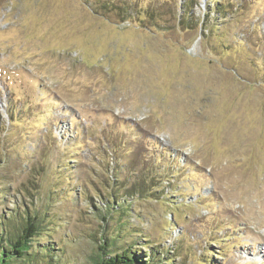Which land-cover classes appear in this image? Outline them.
Here are the masks:
<instances>
[{
    "label": "rangeland",
    "instance_id": "374dc122",
    "mask_svg": "<svg viewBox=\"0 0 264 264\" xmlns=\"http://www.w3.org/2000/svg\"><path fill=\"white\" fill-rule=\"evenodd\" d=\"M87 1L0 0V188L35 181L29 166L46 153L75 164L72 185L92 182L97 203L110 189L105 136L140 156L164 147L177 158L160 175L169 193L132 201L130 228L142 232L125 241L147 259V245L168 244L160 264H264V32L252 30L264 0H229L211 23L217 0H142L158 13L130 21ZM180 3L190 24L177 22ZM14 103L29 111L9 126ZM83 198L49 210L61 226L47 240L67 264L98 252L103 224Z\"/></svg>",
    "mask_w": 264,
    "mask_h": 264
},
{
    "label": "trees",
    "instance_id": "16d2710c",
    "mask_svg": "<svg viewBox=\"0 0 264 264\" xmlns=\"http://www.w3.org/2000/svg\"><path fill=\"white\" fill-rule=\"evenodd\" d=\"M87 2H90L91 9L96 13L103 14L114 10V14H117L121 21H130L141 16L146 18H149L148 16L155 17L158 13L154 5H144L142 0H89ZM229 4V0L213 1L214 17H208L207 22L211 23L218 16L224 17L223 15L230 14L231 7ZM181 8L184 10V14L181 15L178 12L176 16L178 24H190L189 9L185 11L188 8L187 3L181 4ZM262 16L263 19L259 18L252 30L256 24H259L264 32V15ZM20 105L15 103L11 105V111L8 112L9 126L16 122V117L21 116V111L23 113L29 111L28 108H25L26 103ZM129 128L134 132L135 128ZM79 130L82 133L80 127ZM104 138L106 151L110 152V158L112 159L111 164L105 163L104 165V171H106L104 183L110 189H107L106 193L98 191L96 195L97 203H94L87 191V186L91 188L92 182L80 183L79 190H77L76 184L72 185L75 172L73 165L75 166V164H69L68 166L64 164L65 167L59 165L58 160L54 159L55 161L50 162L46 153L41 154L39 160L29 166V172L34 175L35 181L28 179V182H33L35 186H28L27 182L25 186L13 191L12 194L9 193L7 187L0 188V201L2 204H6L5 202L11 204V207L0 209V264H67V260L62 261L65 248L56 245L55 241L47 240L49 236L56 234L57 226H61V224H57L55 218L57 213L49 210L58 201L64 200L68 203L77 201L80 195L84 196L83 199L89 203L92 214L97 215V218L103 224L101 226L102 234L98 237L93 235L98 251L93 259V264H160L162 262L161 254L164 255L168 250V244L163 243L161 248L147 245L150 250L149 259H147L143 257V251L139 253L135 250L134 246L139 245V243H134L136 242L134 239L128 243L125 241V237L128 235L134 238L138 235V232H142L130 228L129 217L132 212V201L149 197L155 200L165 199L169 192L161 185L160 175L163 168H169L171 164L175 165L177 158L169 154L162 158L166 152L164 147L159 149L158 159L153 157L154 153H150L148 157L140 156L132 150L129 141L119 138L118 142L115 143L114 140L106 136ZM128 140L134 142L133 139ZM129 151L133 154V164L126 162L123 155H119L121 152L126 154ZM76 155L78 154L74 152V156ZM4 162L1 161L0 166ZM159 164H162V168L158 166ZM182 166H186V164L184 163ZM175 174L178 176L180 172L177 171ZM75 179L77 180L78 177H75ZM168 185H171V183L169 182ZM26 197L33 198V201L26 203L24 201ZM170 202L179 205L187 204L185 201L176 202L172 200ZM109 222L110 227L105 233L104 230ZM180 243H182L181 239L176 246L177 249ZM166 262L170 263L171 261L167 260Z\"/></svg>",
    "mask_w": 264,
    "mask_h": 264
}]
</instances>
